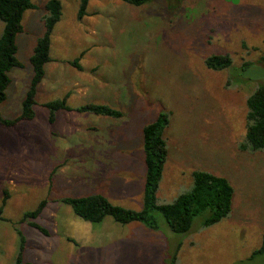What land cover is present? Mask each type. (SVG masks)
<instances>
[{
  "label": "rangeland",
  "instance_id": "1",
  "mask_svg": "<svg viewBox=\"0 0 264 264\" xmlns=\"http://www.w3.org/2000/svg\"><path fill=\"white\" fill-rule=\"evenodd\" d=\"M32 1L39 9L25 13L26 34L17 36L24 68L11 72L9 98L1 107L6 119L21 114L18 93L25 90V98L32 76L29 57L42 35L38 17L48 0ZM61 2L51 56L73 61L92 49L81 60L84 73L72 69L79 81L90 80L87 92L69 105H107L122 117L62 111L50 124L48 110L37 106L32 122L0 126V206L7 189L4 217L18 224L0 221V264L16 260V227L27 242L24 258L34 264H264V253L252 259L264 242V152L239 148L246 135L247 100L264 85V0H154L142 7L91 0V15L81 22L80 0ZM3 28L0 21V35ZM74 34L81 37L75 40ZM224 54L231 55L233 72L207 69V57ZM246 63L252 68L243 77L241 71L235 74ZM56 95L50 101L63 98ZM162 112L171 118L159 204L188 192L193 172L204 170L235 188L231 216L208 229L206 214L198 216L185 234L174 233L159 213L157 230L107 217L90 249L69 242L60 224L77 216L62 198L101 195L114 205L142 210L143 130ZM10 170L17 174L13 182ZM44 199L49 203L37 223L58 230L49 238L21 223Z\"/></svg>",
  "mask_w": 264,
  "mask_h": 264
},
{
  "label": "trees",
  "instance_id": "2",
  "mask_svg": "<svg viewBox=\"0 0 264 264\" xmlns=\"http://www.w3.org/2000/svg\"><path fill=\"white\" fill-rule=\"evenodd\" d=\"M90 1L80 0L78 21H82L88 16ZM119 1L133 7H142L154 0ZM37 9L38 6L32 0H0V21L4 24L3 32L0 35V106L6 101L7 91L12 83L10 73L14 69L24 68L23 63L17 57L16 43L17 36L24 32V15L27 11ZM45 11L46 13L41 19L44 32L37 39L33 54L29 58L33 74L22 102L21 114L14 119H6L0 111L1 127L13 128L19 123L32 122L36 118L38 87L45 78V66L52 62V36L63 16L61 0H49L45 5ZM83 56L84 53L77 59L65 63L82 72L84 71L81 64ZM262 62L264 64V57ZM205 66L212 71H230L231 73L233 72V59L229 54L212 55L206 58ZM251 68L252 64L246 63L235 74L239 75L241 71V76H239L243 77L245 70ZM68 97L69 95L43 105L49 112L50 124L56 121L57 113L60 111L90 113L114 119L122 117L120 111L107 105L85 104L71 108L68 104ZM170 118V113L162 112L143 130L146 175L142 210L135 211L114 205L101 195L85 198H62L59 201L69 205L77 217L94 225L101 224L107 217H111L121 225L140 223L150 229L157 230L159 224L156 213H159L174 233L185 234L191 230L193 221L198 216L206 214L203 221V227L206 229L227 220L232 214L235 188L227 178L204 170L193 172V184L188 192L181 194L171 203L159 204L157 195L169 156L165 132L170 125ZM239 148L249 153L264 152V85L256 87L247 100L246 135ZM9 199L10 193L5 189L0 206V221L18 225L4 217V210ZM48 203V199H44L35 210L26 212L21 220V223H27L29 227L36 229L46 237L50 236V233L48 229L37 223V219L42 215ZM16 231L20 237V249L14 264H29L24 259L26 239L19 228L16 227ZM263 253L264 242L263 246L253 253L252 259Z\"/></svg>",
  "mask_w": 264,
  "mask_h": 264
},
{
  "label": "crops",
  "instance_id": "3",
  "mask_svg": "<svg viewBox=\"0 0 264 264\" xmlns=\"http://www.w3.org/2000/svg\"><path fill=\"white\" fill-rule=\"evenodd\" d=\"M48 1H46L44 3V7H45V5L47 4ZM34 4H36V3H34ZM38 9H39V6H38ZM63 10H64V7H63ZM33 11H36V10H33ZM45 13L46 12H44V14ZM90 15H91V13L88 10V16H86L84 19L89 18ZM42 16L40 15L38 17L39 24L41 23ZM24 20H25V22H24ZM24 20H23V27H24L23 34L25 35L26 34V32H25L26 31L25 26H26V23L28 24V22L26 21L25 15H24ZM60 23H61V21L58 23V25ZM58 25L56 26L55 30L57 29ZM55 30H54V33H53V36H52V47H53V41H54L53 38H54ZM40 31H42V34H43L44 27H42V30L40 29ZM74 37H75L74 39L77 40L81 36L80 35H76L75 36V34H74ZM86 37H87L86 39H88L90 37V35H88ZM82 53H84L83 58L89 57L92 54V49H90V48L89 49H86ZM51 58H52V62L48 63L45 66V78L42 81V83L39 85L38 91H37V98H36L37 103H38L37 106L43 107V108H45L43 106L44 104L50 102L51 98L52 99L54 98L53 96H57L56 94H60V93L63 94V98H65L67 95H69V97H68V104H69L70 99L73 98L74 96H76V95H85L86 94V92H87V88L86 87H87V84H89V82H90V80L88 82L79 81L78 78H77L78 76L75 75V74H73V72H72V69H73L74 71H77L78 73H84L85 69H84V71L80 72V71L76 70L74 67H72L71 65H69L68 63H65L66 61H64V60L56 59L53 56H51ZM20 70L23 71L22 69H20ZM95 70H97V69H95ZM10 77H11V73H10ZM31 78H32V76L30 77V79ZM12 82H13V80H12ZM11 85H12V83H11ZM11 85H10V87H11ZM9 88H8V91H7L8 98H9ZM14 90H17V88L15 87ZM57 92H60V93H57ZM18 94H20V100L21 101H20L19 104H21L23 102V100H24V97H22V96H24L25 90L24 91L23 90L22 91H19ZM17 97L19 98V96H17ZM7 99H6V101L3 104L6 105ZM2 105L0 106L1 113H2V108H1ZM18 110H19V108H18ZM4 112H5V114H8L9 111H6V109H5ZM60 112H62V111H60ZM66 113H71V112H66ZM18 115H20V113L17 114V115H14V117L12 119L16 118ZM73 124L75 125V123H73ZM0 169L2 171H4V169H2V168H0ZM7 175L10 176L9 181H11V182H13L12 181L13 177H17V174H15L14 172L12 173V170L8 171L7 172ZM9 201H10V199H9ZM9 201H8V203H9ZM6 208H7V205H6L5 209ZM65 219L66 220H63L61 222V224H60V227L63 230L62 234H63L64 238H66V239L69 240V242H72V241H73L72 243L75 242L74 244L77 247L83 248L85 250L86 249H90L88 247V245H90L93 242H98L100 240L99 237L101 236V232L99 230V226L98 225H94V224H91L89 222L83 221L79 217L73 218V216H72V217H69V218L67 217ZM48 231L50 233V236H48V238L49 237H52L53 235H55L58 232V230H56V229L53 230V231H50V230H48ZM70 240H72V241H70ZM25 262H27V261L25 260ZM27 263L34 264V263H30V262H27Z\"/></svg>",
  "mask_w": 264,
  "mask_h": 264
}]
</instances>
